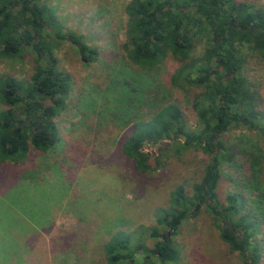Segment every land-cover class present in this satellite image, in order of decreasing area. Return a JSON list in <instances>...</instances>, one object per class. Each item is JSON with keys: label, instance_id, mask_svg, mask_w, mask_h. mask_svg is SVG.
<instances>
[{"label": "rangeland", "instance_id": "1", "mask_svg": "<svg viewBox=\"0 0 264 264\" xmlns=\"http://www.w3.org/2000/svg\"><path fill=\"white\" fill-rule=\"evenodd\" d=\"M129 1L41 0L63 31L81 34L83 42L98 51L95 59L84 61L75 44H61L55 51L57 68L69 74L71 89L54 118L56 142L46 151H29L22 161L0 162V264H104V246L114 234L122 238L120 243L153 245L151 227L158 215L168 213L169 195L178 185L194 198L193 184L202 179L210 157L201 149L181 147L182 135L158 143L144 141L142 148L151 155L146 171L137 170L121 149L133 131L128 118H148L167 103L180 108L187 131H199L203 123L194 109L195 98L202 91L207 97L218 93L215 76L206 85L197 81L200 69L214 71V62L205 58L206 39L201 36L190 43L188 74L178 84L171 75L180 63L170 52L149 68L131 61L125 49ZM234 1L264 7V0ZM244 45L242 74L264 100V57ZM32 72L28 53L0 57V75L29 80ZM125 81L141 83V103L122 101ZM251 116L264 124L259 114ZM222 138L226 144L260 139L241 123L233 124ZM221 173L215 190L220 201L228 193L252 198L232 185L234 169L222 165ZM217 223L205 201L189 205L177 234L170 236L177 255L166 264H244L221 239ZM228 223L219 222L226 227Z\"/></svg>", "mask_w": 264, "mask_h": 264}, {"label": "trees", "instance_id": "2", "mask_svg": "<svg viewBox=\"0 0 264 264\" xmlns=\"http://www.w3.org/2000/svg\"><path fill=\"white\" fill-rule=\"evenodd\" d=\"M125 11L127 57L149 68L170 52L180 63L171 75L176 84L188 74L191 41L205 37V58L213 60L215 69H200L197 83L206 85L215 76L218 94L207 97L202 91L195 98L194 109L203 123L199 131L185 129L182 111L175 103L164 104L148 118H128L133 131L121 150L137 170L149 168L151 155L143 150L144 141L158 143L170 136L178 139L179 135L184 137L181 147L201 149L210 162L200 182L193 184L194 198L186 196L182 185L170 193L168 213L158 215L157 224L151 227L150 233L156 237L152 246H132L129 240L120 243L122 238L114 234L105 243L104 264L174 261L177 251L170 236L177 234L194 201L207 203L218 221L221 239L238 252L244 264H264L260 247V241H264V124L255 123L251 116L264 118V100L243 76L240 57L244 44L264 57V7L234 0H130ZM82 39L81 34L63 31L41 0H0V57L22 58L28 53L33 67L29 80L0 75V162L22 161L29 151H46L56 142L54 118L65 107L71 78L58 70L55 51L69 41L84 61L95 59L98 50ZM122 86L127 90L122 101H143L141 83L125 81ZM236 123L253 129L260 139L223 142L224 133ZM222 165L236 171L232 185L245 189L252 198L228 193L226 200L220 201L215 190L222 178ZM219 222H229V226ZM137 253L143 257L137 259Z\"/></svg>", "mask_w": 264, "mask_h": 264}, {"label": "flooded vegetation", "instance_id": "3", "mask_svg": "<svg viewBox=\"0 0 264 264\" xmlns=\"http://www.w3.org/2000/svg\"><path fill=\"white\" fill-rule=\"evenodd\" d=\"M255 31L258 32V33H261V32H262V31L259 30V29H256ZM228 74H229V73H228ZM228 74H227V75H228ZM232 75H233V74H232Z\"/></svg>", "mask_w": 264, "mask_h": 264}]
</instances>
